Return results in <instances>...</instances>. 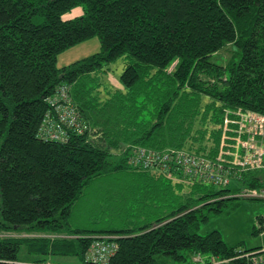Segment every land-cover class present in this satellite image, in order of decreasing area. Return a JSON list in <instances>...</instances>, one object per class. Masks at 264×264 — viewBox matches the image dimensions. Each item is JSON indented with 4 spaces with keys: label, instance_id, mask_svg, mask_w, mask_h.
I'll return each instance as SVG.
<instances>
[{
    "label": "trees",
    "instance_id": "trees-1",
    "mask_svg": "<svg viewBox=\"0 0 264 264\" xmlns=\"http://www.w3.org/2000/svg\"><path fill=\"white\" fill-rule=\"evenodd\" d=\"M75 7L81 15L61 19ZM94 37L98 52L55 66L58 54ZM226 45L233 55L217 63ZM120 57V87L103 85L107 65ZM61 86L87 129L65 128L64 142L43 140L37 131L44 118L55 120L60 107L48 99ZM241 112L264 117V0H0V259L14 260L24 247L36 261L85 264L89 238L107 235L116 251L106 264H193L195 255L249 264L236 257L260 248L238 251L216 231L193 233L206 220L203 208L218 214L233 199L230 180L219 188L129 163L134 147L212 160L222 140L231 144ZM121 172L133 184L184 186L185 202L140 227L62 237L84 186ZM236 182L263 186L264 171ZM11 232L35 236H3Z\"/></svg>",
    "mask_w": 264,
    "mask_h": 264
},
{
    "label": "rangeland",
    "instance_id": "rangeland-1",
    "mask_svg": "<svg viewBox=\"0 0 264 264\" xmlns=\"http://www.w3.org/2000/svg\"><path fill=\"white\" fill-rule=\"evenodd\" d=\"M79 7H75L61 16L62 20L72 19L81 15ZM99 50L98 40L94 37L82 43L74 45L56 56L55 66L57 68L82 60ZM233 55L230 45H226L215 55L220 64ZM211 60V59H210ZM212 61V60H211ZM124 66L122 57L107 65V75H102L101 83L106 81L110 85L119 88L116 82ZM116 80V81H115ZM103 84V85H104ZM118 86V87H117ZM224 143V140H222ZM264 144V141H263ZM128 173H120L100 180H92L82 189L81 194L76 198L70 207L69 216L66 218L65 229L62 235H51L56 230H38L46 233V236H62L78 230L81 233L117 231L131 229L153 223L157 218L166 215L170 210L177 208L179 203H184L188 188H177L174 185L162 187L156 182H137ZM144 179V178H143ZM240 183L230 179L228 189L230 194L226 197L233 199L224 201L225 205L218 214L201 210L206 220H199L193 233L204 236L209 232L216 231L226 247H234L238 251L260 248L255 251L243 253L250 255L254 252L264 250V200L237 198ZM216 188V187H215ZM259 225L263 226L258 230ZM3 236L34 237L28 233L11 232ZM243 254L241 257L244 258ZM240 256V255H239ZM51 261H36V258L27 255L24 247H20L14 260L0 259L1 261H12L13 264H78L74 257H48ZM34 259V260H33ZM249 259V258H248ZM207 258L202 255L192 257L193 264H223L227 260ZM247 260V259H246ZM248 261V260H247ZM249 262V261H248ZM1 264V263H0ZM250 264V263H249Z\"/></svg>",
    "mask_w": 264,
    "mask_h": 264
},
{
    "label": "built area",
    "instance_id": "built-area-1",
    "mask_svg": "<svg viewBox=\"0 0 264 264\" xmlns=\"http://www.w3.org/2000/svg\"><path fill=\"white\" fill-rule=\"evenodd\" d=\"M56 93L57 97L48 99L50 105H57L53 107L54 109L58 110L60 107L55 113V120L50 121L47 117L44 118L38 128L37 137L64 142L67 139L65 128H74L77 133H82L87 128L77 119L74 108L68 103L69 98L65 93V87H59ZM237 116L235 121L237 129L231 133V144L223 143L224 145L220 148L225 149L220 150L212 160L191 157L184 152L172 149L145 151L134 147L130 151L129 163L132 167L154 170L166 177L171 176V171H178L185 178L209 183L219 188L227 186L230 179L238 181L239 176L244 172L264 171V147L261 144L264 139V117L250 112H241ZM227 121L231 123L232 119ZM237 196L247 199H264V185L257 188L247 186L239 188ZM89 240L84 258L85 264H106L116 251L113 238L98 235L90 237ZM263 252L264 250H261L243 256L250 264H264ZM0 263L13 264L12 261L1 260Z\"/></svg>",
    "mask_w": 264,
    "mask_h": 264
},
{
    "label": "bare ground",
    "instance_id": "bare-ground-1",
    "mask_svg": "<svg viewBox=\"0 0 264 264\" xmlns=\"http://www.w3.org/2000/svg\"><path fill=\"white\" fill-rule=\"evenodd\" d=\"M244 255V254H243Z\"/></svg>",
    "mask_w": 264,
    "mask_h": 264
}]
</instances>
